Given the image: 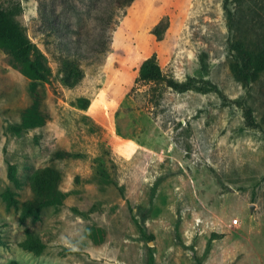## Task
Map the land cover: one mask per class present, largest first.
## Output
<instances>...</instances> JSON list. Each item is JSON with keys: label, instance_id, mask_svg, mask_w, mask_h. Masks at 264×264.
Returning <instances> with one entry per match:
<instances>
[{"label": "rangeland", "instance_id": "374dc122", "mask_svg": "<svg viewBox=\"0 0 264 264\" xmlns=\"http://www.w3.org/2000/svg\"><path fill=\"white\" fill-rule=\"evenodd\" d=\"M226 2L234 37L263 47L264 0H135L120 18L109 0H0L52 72L34 83L0 49V264H264V73L231 72ZM62 54L84 71L71 89ZM152 56L191 88L140 81ZM48 167L59 181L23 220Z\"/></svg>", "mask_w": 264, "mask_h": 264}, {"label": "trees", "instance_id": "16d2710c", "mask_svg": "<svg viewBox=\"0 0 264 264\" xmlns=\"http://www.w3.org/2000/svg\"><path fill=\"white\" fill-rule=\"evenodd\" d=\"M134 1L135 0H109L111 15L115 14L117 18L123 17L126 9L130 7ZM224 8L228 18L229 31L230 34H232L229 47L230 69L235 78L246 86L257 80L260 75L264 73V46L258 49H251L243 40L236 39L234 37L235 20L233 11L227 2ZM168 27L167 24L163 25V23H160L155 27L154 35L158 39H161ZM0 49L10 56L13 67L28 80L42 84H49L51 82L52 72L47 64L45 55L29 40L19 25L1 7V4ZM58 63V73L64 87L71 89L82 81L84 71L81 68V61L78 56L62 54L58 58ZM139 79L147 84L164 82L168 88L176 92H184L192 86L190 81L182 83L173 78L165 77L156 56H152L142 62L139 70ZM33 93L36 95L38 94L37 91H33ZM89 103L88 99H80L76 106L84 110L88 108ZM42 122L43 121L40 120V123ZM247 122L249 127L256 126L250 110L247 112ZM59 177L60 171L54 167L42 169L35 174L32 182L34 196L31 200H28L22 205L21 218L23 220L29 217H33L36 220L39 218L40 211L46 205L41 201L43 187L58 182ZM9 197L10 195L6 197L8 203L10 205H17L16 201ZM140 230L141 233L145 235L142 227H140ZM27 236L28 242L25 246L29 250L40 254L43 250V243L40 238L29 232ZM150 238L153 239V235L150 236ZM212 238L217 239L218 237L214 234ZM151 264H154L153 259L151 260Z\"/></svg>", "mask_w": 264, "mask_h": 264}, {"label": "crops", "instance_id": "0c3cea01", "mask_svg": "<svg viewBox=\"0 0 264 264\" xmlns=\"http://www.w3.org/2000/svg\"><path fill=\"white\" fill-rule=\"evenodd\" d=\"M104 252L106 255L108 254V257L110 258V260H116L117 261V257L115 255L112 256L111 252L108 251V253H107L106 249H104ZM116 261H114V262H116ZM108 264H115V263H113V261H109Z\"/></svg>", "mask_w": 264, "mask_h": 264}, {"label": "built area", "instance_id": "2783aa9c", "mask_svg": "<svg viewBox=\"0 0 264 264\" xmlns=\"http://www.w3.org/2000/svg\"><path fill=\"white\" fill-rule=\"evenodd\" d=\"M235 223L237 224L238 223V220H236Z\"/></svg>", "mask_w": 264, "mask_h": 264}]
</instances>
